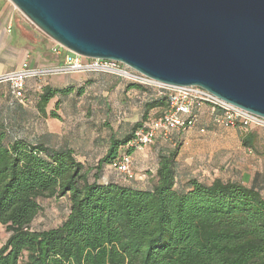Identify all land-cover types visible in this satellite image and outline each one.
<instances>
[{"label": "trees", "instance_id": "trees-1", "mask_svg": "<svg viewBox=\"0 0 264 264\" xmlns=\"http://www.w3.org/2000/svg\"><path fill=\"white\" fill-rule=\"evenodd\" d=\"M58 92L44 87L42 114ZM167 106L166 96L147 103L145 119L122 137L113 133L94 168L69 144L11 137L7 123L0 124V224L9 233L0 264H264V194L254 184L222 177L181 181L178 147L159 149L148 188L99 182L104 165L113 166L124 150L131 154L127 143L148 111L161 107L159 116ZM50 116L61 118L55 109ZM256 140L255 131L242 138L248 148ZM49 197H68L69 213L57 227L35 230L40 199Z\"/></svg>", "mask_w": 264, "mask_h": 264}, {"label": "water", "instance_id": "water-1", "mask_svg": "<svg viewBox=\"0 0 264 264\" xmlns=\"http://www.w3.org/2000/svg\"><path fill=\"white\" fill-rule=\"evenodd\" d=\"M10 1L73 52L264 117V0Z\"/></svg>", "mask_w": 264, "mask_h": 264}, {"label": "rangeland", "instance_id": "rangeland-1", "mask_svg": "<svg viewBox=\"0 0 264 264\" xmlns=\"http://www.w3.org/2000/svg\"><path fill=\"white\" fill-rule=\"evenodd\" d=\"M19 14L20 24L26 26L24 33L28 49L40 51L42 64L38 66L60 63L62 57L52 52L55 41L20 11ZM46 85L60 89V92L50 99L47 115H44L38 102ZM32 92L23 103L27 117L20 113L17 122L7 121L11 137L34 139L35 135L55 146L70 144L75 151L88 153L87 157L92 161L105 150L112 132L118 137L129 132L134 123L145 119L147 103L159 97L158 89L153 85L131 82L106 73L82 71L36 80ZM54 109L61 115L60 119L50 116ZM161 110V107L151 108L148 118H154ZM201 127H205V132L200 131ZM248 131L257 133L252 152L242 142L243 135ZM176 137L180 139L177 145L157 140L146 146L148 167L154 168L160 148L178 147L176 163L181 181L199 177L210 182L216 175L227 179L229 176H247L255 170L264 173V131L259 128L217 125L205 114L200 116L193 128L180 136L176 134ZM40 203L42 210L32 223L35 230L57 227L69 213L68 197L42 198ZM8 236L9 233L0 224V247Z\"/></svg>", "mask_w": 264, "mask_h": 264}, {"label": "built area", "instance_id": "built-area-1", "mask_svg": "<svg viewBox=\"0 0 264 264\" xmlns=\"http://www.w3.org/2000/svg\"><path fill=\"white\" fill-rule=\"evenodd\" d=\"M52 52L62 57V61L57 65L47 67L32 65L27 56L16 69L0 74V84H8L11 94L20 101L24 98L29 79L40 80L50 75L79 71L106 73L131 82L153 85L157 87L159 96L167 97L168 106L161 115L143 123L134 138L127 143L130 148H142L157 140L176 145L178 142L176 134L180 136L193 128L200 116L205 114H208L210 120L217 125H239L264 131V117L230 104L200 86L165 85L122 61L85 57L58 42L54 43ZM200 131L205 132V127H201ZM133 164L132 155L123 153L113 166L125 179L132 180L136 176Z\"/></svg>", "mask_w": 264, "mask_h": 264}, {"label": "crops", "instance_id": "crops-1", "mask_svg": "<svg viewBox=\"0 0 264 264\" xmlns=\"http://www.w3.org/2000/svg\"><path fill=\"white\" fill-rule=\"evenodd\" d=\"M20 20L21 18L19 11L13 5V3L10 0H1L0 74L16 69L27 56H29L32 65L42 64L40 51L36 52L28 49V40L24 33L26 26L20 24ZM35 83L36 79H29L27 81L24 97L32 95V87L35 85ZM25 99L23 98L22 101L15 99L10 92L9 85L6 83L0 84V124L7 123V121H9L8 119H10L12 122H17L20 113L27 117L28 112L24 108L25 104L23 105ZM113 133L115 132H112L108 137L105 150L100 155H98L95 160L92 161L89 157H87L88 153L86 152L80 153L76 151L78 159L91 168L96 167L99 159L106 154L110 146V137ZM20 137H24L31 142H37L38 140L42 139L35 135L34 139L28 138L26 136ZM248 150L252 152V148H248ZM124 152L125 150L122 151L120 155H122ZM131 155L134 159V171L136 173L134 179H125L111 164H106L103 166L100 173L99 182H123L138 188L150 187L151 178L156 173V169L158 167V160L155 163L154 168L148 167L149 163L146 157L148 156V148L146 146L133 149ZM92 172H95V169ZM216 177L222 176L216 175ZM214 178L215 177L211 178L210 181H212ZM228 178L239 180L248 185L254 184L255 186L259 187L264 194V173L261 170H255L249 174L247 173V176L244 174L242 177L229 176Z\"/></svg>", "mask_w": 264, "mask_h": 264}]
</instances>
